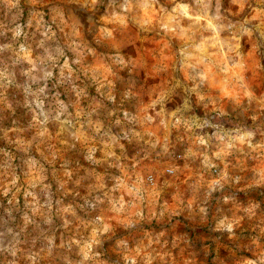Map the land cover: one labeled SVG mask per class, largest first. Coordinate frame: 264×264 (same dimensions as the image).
Listing matches in <instances>:
<instances>
[{
  "label": "clouds",
  "instance_id": "clouds-1",
  "mask_svg": "<svg viewBox=\"0 0 264 264\" xmlns=\"http://www.w3.org/2000/svg\"><path fill=\"white\" fill-rule=\"evenodd\" d=\"M0 264H264V0H0Z\"/></svg>",
  "mask_w": 264,
  "mask_h": 264
}]
</instances>
